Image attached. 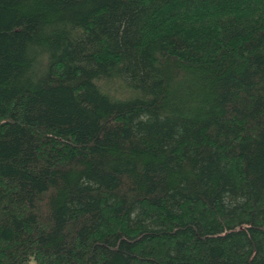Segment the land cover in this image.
I'll return each mask as SVG.
<instances>
[{"label": "trees", "instance_id": "trees-1", "mask_svg": "<svg viewBox=\"0 0 264 264\" xmlns=\"http://www.w3.org/2000/svg\"><path fill=\"white\" fill-rule=\"evenodd\" d=\"M0 264H264V0H0Z\"/></svg>", "mask_w": 264, "mask_h": 264}]
</instances>
